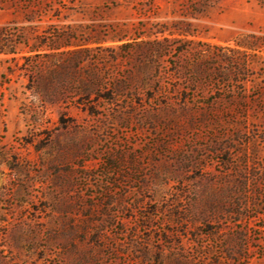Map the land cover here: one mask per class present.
Returning a JSON list of instances; mask_svg holds the SVG:
<instances>
[{"label": "rangeland", "instance_id": "1", "mask_svg": "<svg viewBox=\"0 0 264 264\" xmlns=\"http://www.w3.org/2000/svg\"><path fill=\"white\" fill-rule=\"evenodd\" d=\"M0 264H264V0H0Z\"/></svg>", "mask_w": 264, "mask_h": 264}]
</instances>
